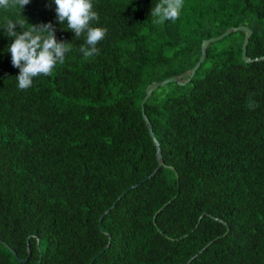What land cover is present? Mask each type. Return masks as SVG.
Returning <instances> with one entry per match:
<instances>
[{
    "label": "trees",
    "instance_id": "1",
    "mask_svg": "<svg viewBox=\"0 0 264 264\" xmlns=\"http://www.w3.org/2000/svg\"><path fill=\"white\" fill-rule=\"evenodd\" d=\"M92 3L89 58L53 0L0 8V264H264V0H184L162 24L158 0ZM9 19L69 43L25 90ZM240 25L251 61L235 30L189 78ZM170 76L144 103L152 136L141 101Z\"/></svg>",
    "mask_w": 264,
    "mask_h": 264
},
{
    "label": "clouds",
    "instance_id": "2",
    "mask_svg": "<svg viewBox=\"0 0 264 264\" xmlns=\"http://www.w3.org/2000/svg\"><path fill=\"white\" fill-rule=\"evenodd\" d=\"M53 2L58 22L64 24L67 21V29L73 31L75 37L86 35L85 44L80 47L83 56L89 58L94 54L98 55L100 50L96 45L105 38L107 29L92 25L91 22L99 21V14L93 10L92 0ZM28 3L30 0H0V8L7 10L18 7L23 10ZM183 4L184 0H158L150 15L161 24L166 20L176 21L180 17ZM17 25H20V31L16 30ZM3 29L13 38L7 50L11 53L13 66L19 68L16 79L21 90L29 88L34 77L51 75L57 62L63 64L65 53L70 51L69 43L57 41L55 27L50 22L31 25L25 29L24 22L9 19ZM256 106L254 102L248 105L250 109Z\"/></svg>",
    "mask_w": 264,
    "mask_h": 264
},
{
    "label": "water",
    "instance_id": "3",
    "mask_svg": "<svg viewBox=\"0 0 264 264\" xmlns=\"http://www.w3.org/2000/svg\"><path fill=\"white\" fill-rule=\"evenodd\" d=\"M235 30H243L245 32V38H244V41H243L242 46H241V48H242V57H243V59L245 61H251V59L247 55L246 47H247V43L249 42L252 30L246 25H240V26H237V27H232V28H229V29L225 30L223 33H221V34H219L217 36H213V37L204 39L202 41V47H201L202 52H201V55H200L198 61L195 63V65L188 71L189 74H190L189 78L195 73L197 68L200 66L201 62L204 60V58H205V48L208 46V44L213 42V41H216L218 39H222L223 37L229 35L232 31H235ZM261 58L264 59V56H262ZM185 74L186 73H183L181 75L184 76ZM178 78L179 77H177V76H170V77L164 78V79H162L160 81L152 83L151 85H149L145 89L146 94H145L144 98L141 101V110H142V113H143V118L147 122V127H148L149 131L151 132L152 136H153L152 128H151V125L149 124V119L147 118V116H146V114L144 112V103L147 100V98L153 93V91L156 90L159 86L165 85L166 83L171 82V81H177ZM154 141L157 144V159L160 161L161 160V151H160V148H159V144H158V141L155 138H154ZM100 225H101V222H100Z\"/></svg>",
    "mask_w": 264,
    "mask_h": 264
},
{
    "label": "rangeland",
    "instance_id": "4",
    "mask_svg": "<svg viewBox=\"0 0 264 264\" xmlns=\"http://www.w3.org/2000/svg\"><path fill=\"white\" fill-rule=\"evenodd\" d=\"M164 89H165V87L162 86V87L158 88V89L156 90V92H157V93H163V92H164Z\"/></svg>",
    "mask_w": 264,
    "mask_h": 264
}]
</instances>
